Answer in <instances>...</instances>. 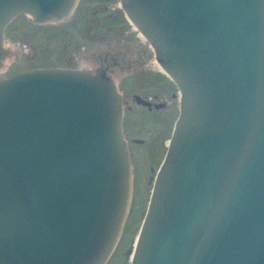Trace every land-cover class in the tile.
Listing matches in <instances>:
<instances>
[{"label":"water","instance_id":"1","mask_svg":"<svg viewBox=\"0 0 264 264\" xmlns=\"http://www.w3.org/2000/svg\"><path fill=\"white\" fill-rule=\"evenodd\" d=\"M122 1L180 97L132 264H264V0ZM76 2L0 0V67L11 20ZM121 103L87 71L1 80L0 264H105L131 194Z\"/></svg>","mask_w":264,"mask_h":264},{"label":"rangeland","instance_id":"2","mask_svg":"<svg viewBox=\"0 0 264 264\" xmlns=\"http://www.w3.org/2000/svg\"><path fill=\"white\" fill-rule=\"evenodd\" d=\"M118 2L121 0H81L63 20L41 24L30 22L27 14H19L4 31L2 47L7 50V61L4 58L0 67V82L36 69H92L94 60L117 53L116 45H120L122 53L146 46L148 41L124 16ZM105 7L106 11H102ZM135 58L142 60L139 54ZM165 75L153 54L141 68L118 71L112 80L128 95L124 122L133 189L123 230L108 264H127L131 256L151 194L149 179L160 169L165 144L179 117L178 88ZM133 96L145 101L156 98L159 104L165 97L167 106L149 110L137 105Z\"/></svg>","mask_w":264,"mask_h":264},{"label":"flooded vegetation","instance_id":"3","mask_svg":"<svg viewBox=\"0 0 264 264\" xmlns=\"http://www.w3.org/2000/svg\"><path fill=\"white\" fill-rule=\"evenodd\" d=\"M80 1L81 0H78V2L76 4V7L80 3ZM118 7H119V9L122 10L124 16H126V14L124 12L122 0H121V2H118ZM105 9H107V8L106 7L103 8L102 11H106ZM117 33H119V32H117ZM108 47H110V44H108ZM130 47L131 46L128 45L126 48L129 49ZM116 49L118 51L117 53H115L113 55L107 53V54L104 55L105 57L102 58V60H98V62H96L94 60L93 61L94 65L92 66L93 67L92 69L79 68V69H76V71H87V72H90L91 74H93V76H96V77L106 76L107 78H112V80H113V77L116 74H118V71L121 72V71H128V70H134V69H137V68H141L146 62H148L152 58V55H153V51H152V49H151V47H150L148 42H147L146 46H143V47L138 48V49L136 48V50H131V51L127 50L125 53L121 52L120 45H116ZM137 54H139V56L141 57V59H142L141 62L138 61L135 58ZM95 64H98V65L95 67ZM116 87H117V90H118V92L120 94V97H121V100H122V126H123L124 139H126L125 138V122H124V103H125V100L128 98V95H124L123 92L120 91L119 86L117 84H116ZM176 90H177V88H176ZM131 99H132V95H131ZM133 99L135 100V96H133ZM160 101H162L163 103L162 104L157 103V99L156 98L149 99V101L146 100V102L149 103L150 106H144V105L138 104L137 101L135 100L137 105L144 106V107H146L149 110H151V109H159V108H163V107L167 106V103H165L166 102L165 97H161ZM126 143H127L128 149H129V143H128L127 140H126ZM165 145H166V148H167L168 144H165ZM155 176H152L149 179L150 180L149 185L152 186V183L154 182ZM133 248H132V251H133ZM113 253H112V255L110 256V258L108 259V261L105 264H108V262L110 261V259L113 256ZM130 255L131 256L128 257L129 260H127V264L131 263L132 252H131Z\"/></svg>","mask_w":264,"mask_h":264},{"label":"bare ground","instance_id":"4","mask_svg":"<svg viewBox=\"0 0 264 264\" xmlns=\"http://www.w3.org/2000/svg\"><path fill=\"white\" fill-rule=\"evenodd\" d=\"M168 145H169V143H168ZM137 238H136V241H135V244H134V248H133V251H132V259H131V263L130 264H132V262H133V259H134V253H135V250H136V247H137Z\"/></svg>","mask_w":264,"mask_h":264}]
</instances>
